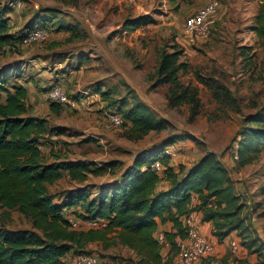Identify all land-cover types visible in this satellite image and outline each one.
I'll use <instances>...</instances> for the list:
<instances>
[{
    "label": "rangeland",
    "instance_id": "rangeland-1",
    "mask_svg": "<svg viewBox=\"0 0 264 264\" xmlns=\"http://www.w3.org/2000/svg\"><path fill=\"white\" fill-rule=\"evenodd\" d=\"M0 1L12 4L11 30L16 35L32 20L50 28L49 37L44 40L23 44L19 38L17 45L7 46L0 55V69L21 62L23 78L41 82L46 73H38L45 68L55 76L53 82L64 83L70 99L76 103L75 106L64 105L49 117L51 132L41 144L43 154L48 160L57 153L62 158H80L98 164L118 162L112 167L114 171L107 169L100 175L91 173L84 182L70 180L64 174L49 186L51 191L109 182L137 153L160 145L173 134H189L173 142L176 153L171 163L176 167L190 165L208 149H215L220 158L224 155L229 160L235 143L233 138L244 116L264 103V81L260 76L264 53L258 36L248 28L257 12L258 0H216L213 23L201 35L188 32L184 20L210 0H19V5H15V0ZM143 13L151 14L154 21L135 29L123 28L126 19ZM67 23L74 26L76 35L64 27ZM246 45L256 49V66L252 64L251 68L241 54V47ZM173 46L181 48L180 58L187 62V70L179 71L181 80L198 87L201 105L194 119H189L186 103L168 105V83L154 84L160 53ZM27 65L33 69L28 70ZM208 78L223 83L235 102L215 98L211 82L204 81ZM98 89L109 90L110 99H102ZM115 98L144 101L166 121L165 127L151 130L138 139L126 137L124 131L129 123L122 121L114 125L108 119L111 111H118V104H109ZM38 111L37 115L44 116V108ZM223 162L235 182L240 183V196L246 201L243 213L261 251H249L234 231L240 251L233 252L228 242L221 253L213 250L194 264H235V261L242 264L249 260L264 264V215H261L264 150L242 168L226 160ZM67 208L81 220L86 218L80 217V208ZM2 218L3 225L10 229L31 226L17 210H11L9 217ZM161 250L166 253L168 249L162 245ZM242 250L245 253L242 254ZM86 251L96 254L101 264H132L131 258L135 257L130 248L114 241L108 247H103L101 242H91Z\"/></svg>",
    "mask_w": 264,
    "mask_h": 264
},
{
    "label": "trees",
    "instance_id": "trees-1",
    "mask_svg": "<svg viewBox=\"0 0 264 264\" xmlns=\"http://www.w3.org/2000/svg\"><path fill=\"white\" fill-rule=\"evenodd\" d=\"M258 1L257 12L248 28L258 36L264 53V0ZM11 10L10 1H0V55L7 46L18 44L19 36L11 30ZM153 21L151 14L143 13L126 19L123 28L135 29ZM36 26L37 21L32 20L23 28ZM64 27L77 34L72 24L67 23ZM252 49L247 45L241 47L248 67L256 66V49ZM182 53L178 46L161 51L154 84L168 83V105L175 107L186 103L189 105V119H194L201 102L198 87L183 82L179 76V71L187 70V62L180 58ZM260 64V76L264 81V55ZM5 71L0 69V264H67L64 257L68 253L87 252V245L91 242H101L103 247H108L111 241L133 251L132 264H179L175 258V239L186 236L183 216L192 210H200L202 220L211 221V232L218 241L236 231L249 251H261L243 213L246 201L237 192L219 153L208 149L190 165L179 164L177 167L171 164L169 155L163 154V145L184 139L189 136L187 133L173 134L163 139L160 145L140 151L114 180L98 186L87 183L51 191L49 186L64 173L71 180L84 182L91 173L100 175L107 169L114 171L118 162L112 160L98 164L62 158L57 153L48 160L40 145L44 143L45 135L51 132L49 119L30 113L26 87L20 83H8L10 75ZM204 81L211 82L215 98L235 102L223 83L213 78ZM98 92L102 99H110L109 90L98 89ZM109 104H118L119 112H115L120 114L124 124L129 123L124 134L130 139L141 138L151 130L165 127L166 121L140 99L129 102L125 98H115ZM50 108L58 113L61 105L50 102ZM233 140L238 166L257 159L264 150V103L244 116ZM155 159L164 164L161 172L150 166ZM161 178H165L168 185L157 189ZM194 199L197 200L195 205ZM76 206L81 209L80 217L106 219V226L71 227L64 209ZM11 210L23 214L31 226L5 227L2 216L9 217ZM167 221L172 229L165 231L170 247L164 256L162 245L154 234L159 223ZM98 264H101L100 260Z\"/></svg>",
    "mask_w": 264,
    "mask_h": 264
},
{
    "label": "built area",
    "instance_id": "built-area-1",
    "mask_svg": "<svg viewBox=\"0 0 264 264\" xmlns=\"http://www.w3.org/2000/svg\"><path fill=\"white\" fill-rule=\"evenodd\" d=\"M15 5H19L20 1L15 0ZM217 8V1L210 0L206 4L199 7L195 12L189 14L185 20V28L188 32L201 35L208 31L209 27L213 23V14ZM50 28L47 25L37 24L34 28L23 29L18 32V36L23 44H30L33 42L41 41L49 37ZM45 97L49 102H56L61 105L75 106L76 103L72 101L66 91L63 83L53 82L47 90L44 92ZM109 121L114 125H120L122 118L120 114L115 111H111L108 114ZM176 147L171 143H167L163 146V154H167L170 157L175 155ZM235 154V158H236ZM153 170L161 172L164 169V164L160 159H155L150 163ZM70 209V208H69ZM64 209L65 217L71 227L83 228L81 226L86 225L88 228H103L106 226V219L103 218H84L81 220L79 217L70 213L71 210ZM183 222L186 225V236L177 237L175 239L177 252L176 261L179 264H194L203 256L210 254L214 250L213 242L202 233L199 224L195 219L193 211L188 212L183 216ZM159 244L163 246L170 245L169 240L166 238L165 231L157 229L154 234ZM230 249L233 252H237L240 247V242L237 238L229 240ZM99 257L92 252H77L71 257L69 264H98ZM242 264H255L251 261H245Z\"/></svg>",
    "mask_w": 264,
    "mask_h": 264
},
{
    "label": "crops",
    "instance_id": "crops-1",
    "mask_svg": "<svg viewBox=\"0 0 264 264\" xmlns=\"http://www.w3.org/2000/svg\"><path fill=\"white\" fill-rule=\"evenodd\" d=\"M9 15L11 17V14L10 13H9ZM10 20H11V18H10ZM32 63H34V62H32ZM27 69L28 70L29 69L32 70L33 67L32 66L30 67V65H27ZM5 70H6L5 72H8L9 75H10V77H9V81H10L9 83L10 84H12V83H20V84H23L26 87V89H27V103L30 105V113L33 114V115H37L38 112H39L38 109L44 108L43 115L49 119V117L52 116L54 112L51 110V108H50V102L46 99L44 92L47 90V88L49 87V85H51L53 83V80H54L55 76L52 75L50 73V71H48L47 69L43 68V69L40 70V72L38 73V75H42L43 73H46V76H44V79H45L44 81L35 82V79L34 78H27V77L26 78L25 77L23 78V72H24V70H23V66L21 65V62L20 63L19 62H14V64L12 66H7V68H5ZM63 74L64 73H62V75ZM11 78L13 79L12 81H11ZM61 83H63V82H61ZM63 85H64V83H63ZM40 87H41V89H39ZM44 89H45L44 92L41 91V90H44ZM84 93L87 94L88 93L87 90H84ZM86 99L87 98H85V100ZM81 103L83 104L82 101H81ZM63 107H64V105L61 106V109L60 110H62ZM39 116H41V115H39ZM40 147H41V150H42V145H40ZM235 147H236V143H234V146L231 148V150H232L231 153L232 154L229 155V160L227 159L226 156L222 155V157H221L222 158V161L223 160H226V161H229V163L236 164V158L234 156L235 155ZM209 150H213V151L217 152L215 149H209ZM67 159H80V158H67ZM171 159H173V158L171 157L170 160ZM82 160H85V159H82ZM130 163H128V164H130ZM246 165H244V166H246ZM124 167H126V166H124ZM242 167L243 166H241V168ZM120 172H119V174H120ZM64 174H66V173H64ZM119 174H117L116 176H114L113 178H111V180H114V179L118 178ZM66 175L69 178L68 174H66ZM230 177H231V174H230ZM231 179L233 180V183H234V186H235L237 192L240 193V191H239V190H241V188L239 186L240 183H236L233 177H231ZM73 181H76V180H73ZM98 185L99 184H97V183L95 184V186H98ZM167 185H168V181L165 178H161L159 180V182L157 183V189L164 188ZM193 202H194V205H195L196 202H197V200L194 199ZM74 208L75 209H79V206H76ZM192 211L195 214V219H196L197 223L199 224L202 233L205 234L213 242V244H214V251L215 252L221 253L224 245L226 243H228L230 239L236 238L234 236V231H232L222 241H218L217 238H216V236H214L212 234V232H211V229H212V223H211V221H203L202 220V212L200 210H192ZM158 229H161V230H164V231H169V230L172 229L171 223L168 222V221L167 222H161L158 225ZM165 247L169 250L170 245L165 246ZM168 250H166V251L168 252ZM240 250H241V245H240L238 251H240ZM167 252L166 253H163V254H167ZM241 253L242 254L245 253V250L244 251L242 250ZM72 255H73V253L70 252V253H68L64 257V259H65V261H66L67 264H69ZM234 263L235 264H238V261H235Z\"/></svg>",
    "mask_w": 264,
    "mask_h": 264
}]
</instances>
